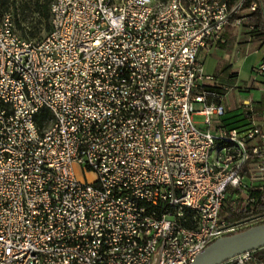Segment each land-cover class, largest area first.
Here are the masks:
<instances>
[{
  "label": "built area",
  "instance_id": "built-area-1",
  "mask_svg": "<svg viewBox=\"0 0 264 264\" xmlns=\"http://www.w3.org/2000/svg\"><path fill=\"white\" fill-rule=\"evenodd\" d=\"M241 6L54 0L38 42L0 18V264H190L264 224L224 212L264 208V128L250 99L224 123L199 58ZM255 252L222 264H264Z\"/></svg>",
  "mask_w": 264,
  "mask_h": 264
},
{
  "label": "crops",
  "instance_id": "crops-1",
  "mask_svg": "<svg viewBox=\"0 0 264 264\" xmlns=\"http://www.w3.org/2000/svg\"><path fill=\"white\" fill-rule=\"evenodd\" d=\"M244 32L242 25L227 28L224 33L225 44L208 53H200L199 58L203 63L204 74L211 78L218 66L228 67L224 74L206 83L224 90L223 104L227 111L224 123L233 127L243 125L244 107L241 104L250 99L252 114L264 128V78L252 81L253 68L264 58V43L249 46ZM249 48L252 50L247 52Z\"/></svg>",
  "mask_w": 264,
  "mask_h": 264
},
{
  "label": "trees",
  "instance_id": "trees-1",
  "mask_svg": "<svg viewBox=\"0 0 264 264\" xmlns=\"http://www.w3.org/2000/svg\"><path fill=\"white\" fill-rule=\"evenodd\" d=\"M15 1L16 0H0V18L5 13L11 15L14 31L19 38L26 42H32V39L39 38L41 34H44V36L48 34L50 31V5L54 0ZM226 1L229 5H233L238 0ZM252 3L255 4L256 7L254 11L250 12L249 6ZM10 7L13 8L12 12L9 10ZM233 18L243 19L242 26L245 29L244 37L249 46L252 47L258 43H264V0H242V6L234 13ZM22 23L30 25L29 28H27L28 30L21 26ZM249 27H251V29H249ZM261 62H264V58H262ZM227 70V66H218L212 79L224 74ZM203 88L206 91H211L224 97V90L220 87H216L215 85H204ZM262 211H264L262 205L254 208L238 209L234 212L228 208L224 209L228 223L257 215ZM255 253L258 258L264 260V249L257 250Z\"/></svg>",
  "mask_w": 264,
  "mask_h": 264
},
{
  "label": "water",
  "instance_id": "water-1",
  "mask_svg": "<svg viewBox=\"0 0 264 264\" xmlns=\"http://www.w3.org/2000/svg\"><path fill=\"white\" fill-rule=\"evenodd\" d=\"M260 249H264V224L214 241L190 264H222L240 254Z\"/></svg>",
  "mask_w": 264,
  "mask_h": 264
},
{
  "label": "rangeland",
  "instance_id": "rangeland-1",
  "mask_svg": "<svg viewBox=\"0 0 264 264\" xmlns=\"http://www.w3.org/2000/svg\"><path fill=\"white\" fill-rule=\"evenodd\" d=\"M15 2H18V0H16ZM16 6H17V5H16ZM9 10H10V12H12L13 8L10 7ZM21 26H22L24 29L28 30L27 28H29L30 25H28L27 23H22ZM43 37H44V34H41L39 38H37V39H32L31 41H32V42H38V41H41V40L43 39ZM251 50H252V49L249 48V49L247 50V52H250ZM207 82H208V81H207ZM242 96H245V95H242ZM199 109H200L199 106H195V111H197V110H199ZM203 120H204V118H203L202 116H198V115H194V116H193V121H194V123L197 125V127H198L199 129H204V126L202 125ZM87 179H91V176L88 175Z\"/></svg>",
  "mask_w": 264,
  "mask_h": 264
}]
</instances>
